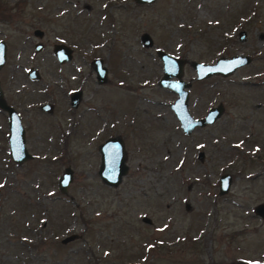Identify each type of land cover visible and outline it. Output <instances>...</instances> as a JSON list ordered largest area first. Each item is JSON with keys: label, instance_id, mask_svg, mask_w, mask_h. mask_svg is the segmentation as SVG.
<instances>
[{"label": "rangeland", "instance_id": "rangeland-1", "mask_svg": "<svg viewBox=\"0 0 264 264\" xmlns=\"http://www.w3.org/2000/svg\"><path fill=\"white\" fill-rule=\"evenodd\" d=\"M34 28L45 34L39 53ZM143 34L151 45H142ZM0 40L3 99L19 112L32 155L10 160L0 110V264L264 262V219L252 214L264 203V0H0ZM56 42L75 50L61 68L50 53ZM156 49L188 61L235 54L250 61L202 81L184 65L189 113L223 106L213 124L185 135L169 108L176 95L157 84ZM92 57L107 69L102 87ZM30 66L38 81L26 78ZM72 89L81 91L76 110L68 105ZM47 100L51 113L38 109ZM115 134L128 168L109 187L97 175L96 147ZM66 166L71 181L61 194ZM222 173L232 180L219 195Z\"/></svg>", "mask_w": 264, "mask_h": 264}, {"label": "water", "instance_id": "water-1", "mask_svg": "<svg viewBox=\"0 0 264 264\" xmlns=\"http://www.w3.org/2000/svg\"><path fill=\"white\" fill-rule=\"evenodd\" d=\"M141 4H150L155 0H134ZM38 36L40 31H34ZM244 37V32L240 31L239 40ZM143 46L151 45V40L148 35L143 34L140 38ZM53 52L59 62L66 61L70 58V49L63 45L58 44L53 48ZM156 56L161 62V76L157 84L161 88H166L172 91L176 97L174 101L169 104L179 127L183 134H190L195 128H201L211 125L222 113L223 107L221 104L210 107L207 109L205 115L200 118H193L187 108L188 89L190 81L182 79L183 67L187 63L194 71V80L202 81L212 76L226 77L229 76L236 68L242 67L249 63L250 58L246 55H231L229 57L220 56L214 60L213 63L198 62L179 58L170 53L156 49ZM5 46L0 41V67L4 63ZM96 67L97 80L102 83L105 78V70L100 67V60L94 61ZM32 72V71H30ZM34 73V72H32ZM48 105H44V108ZM0 109L6 112L7 115V147L8 156L15 164H21L32 158V155L27 151L24 144V130L20 123L17 112L7 105L2 99L0 90ZM49 110V109H48ZM100 154V162L97 168V175L100 181L109 187H116L121 179L127 172L126 152L120 137H109L98 146ZM203 153L198 152L197 159L202 160ZM71 181V169L67 166L57 179V189L61 194H66L68 185ZM231 184V177L227 173H223L217 180V193L224 195L228 192ZM254 214L264 219V203L257 204L254 209ZM141 221L150 223V219L146 216L141 217ZM77 235H69L60 240L62 244L76 238ZM240 264H262L259 261H245Z\"/></svg>", "mask_w": 264, "mask_h": 264}, {"label": "flooded vegetation", "instance_id": "flooded-vegetation-1", "mask_svg": "<svg viewBox=\"0 0 264 264\" xmlns=\"http://www.w3.org/2000/svg\"><path fill=\"white\" fill-rule=\"evenodd\" d=\"M40 31V35L38 36L37 34H35L34 33V31ZM240 31H242V30H239L238 31V35H237V37H238V40H239V33H240ZM244 32V37H243V39L242 40H239V41H243L244 39H245V31H243ZM32 35L33 36H35L37 39H38V41L37 42H35V43H33V51L34 52H36V53H39V52H41V51H43L44 49H45V47L43 46V41H40L41 39L43 40V37L45 36V34H44V32H43V30H41V29H39V28H34L33 30H32ZM0 41H2V40H0ZM3 43H4V41H2ZM58 44H63V45H65V46H67L69 49H70V58L68 59V60H66V61H63V62H59L58 60H57V58H56V56H55V54H54V52H53V48H54V46L55 45H58ZM4 46H5V58H4V61H5V59H6V43H4ZM50 53H51V55H52V57L54 58V60H55V63H56V65H57V67L58 68H61V67H63V66H65V65H67V64H69L71 61H72V59H73V57H74V55H75V50H74V48L71 46V45H69V44H67V43H64V42H56V43H52L51 44V47H50ZM220 57V56H219ZM179 58H182V57H179ZM218 58V57H217ZM95 60H100L101 61V63H100V67H102V68H104V70H105V78H104V81L102 82V83H99L98 82V80H97V74H96V70H95V67H96V65H95V63H94V61ZM214 62V61H213ZM4 64V63H3ZM2 64V65H3ZM89 65H90V68H91V73H93L94 74V77H95V83L97 84V85H99V84H101V86H98V87H102L103 85V83H106V81H107V69H106V67L104 66V64H103V62H102V60H101V58H99V57H92L91 59H90V62H89ZM30 71H32V72H34V73H32V72H30ZM25 76H26V78L28 79V80H30V81H38L39 79H40V73H39V70L36 68V67H32V66H30V67H28L27 68V70H26V72H25ZM219 77V76H218ZM183 79V78H182ZM184 80V79H183ZM185 81V80H184ZM0 90H1V87H0ZM189 90V89H188ZM1 93H2V90H1ZM2 99H3V95H2ZM67 99H68V105H69V107L71 108V110H76V108H77V106H78V104L80 103V101H81V91H80V89H72L69 93H68V95H67ZM4 100V99H3ZM4 102L7 104V105H9L5 100H4ZM218 104H221L222 105V103H218ZM217 104V105H218ZM44 105H48V107H45L44 108ZM10 107H12L16 112H17V114H18V116H19V119H20V123H21V118H20V115H19V112L17 111V109L15 108V107H13L12 105H9ZM223 107V106H222ZM210 108V107H209ZM38 109L41 111V112H45V113H51V111H52V109H53V104H52V102L51 101H49V100H47V101H44V102H41L39 105H38ZM49 109V110H48ZM1 110V109H0ZM3 111V110H2ZM4 112V111H3ZM6 113V112H5ZM206 113V112H205ZM191 115V114H190ZM205 115V114H204ZM203 115V116H204ZM192 116V115H191ZM203 116H201V117H203ZM193 117V116H192ZM220 117V116H219ZM218 117V118H219ZM193 118H195V117H193ZM198 118H200V117H198ZM215 122V121H214ZM213 122V123H214ZM6 123H7V115H6ZM212 123V124H213ZM22 125V124H21ZM22 128H23V126H22ZM202 128V127H201ZM196 129V128H195ZM23 130H24V128H23ZM7 134H8V132H7ZM115 136H118V137H120V139H121V141H122V143H123V146H124V140H123V138H122V136L120 135V134H115V135H108L107 137H105L104 139H102L99 143H98V145H97V147H96V150H97V153H98V156H99V162H100V154H99V152H98V146L103 142V141H105L106 139H108L109 137H115ZM6 141H7V136H6ZM24 144H25V141H24ZM124 150H125V147H124ZM126 152V151H125ZM198 152H201V151H198ZM198 152L196 153V159H197V154H198ZM203 157V156H202ZM198 160V159H197ZM198 161H200L201 162V160H198ZM99 164V163H98ZM263 166H264V163H263ZM67 167V166H66ZM223 174V173H222ZM222 174H220V175H222ZM227 174H229V173H227ZM219 175V176H220ZM230 175V174H229ZM230 177H231V180H232V176L230 175ZM219 178V177H218ZM218 180V179H217ZM259 204V203H258ZM257 205V204H256ZM255 205V206H256ZM184 209L185 210H188L189 209V205L188 204H185L184 205ZM254 209V208H253ZM253 209H252V214L255 216V217H258L257 215H255L254 214V211H253ZM258 218H260V217H258ZM261 219V218H260ZM259 262H261L262 264H264V262L263 261H259ZM241 263V262H240Z\"/></svg>", "mask_w": 264, "mask_h": 264}]
</instances>
